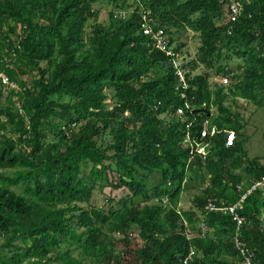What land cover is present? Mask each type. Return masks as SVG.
<instances>
[{"label":"trees","instance_id":"16d2710c","mask_svg":"<svg viewBox=\"0 0 264 264\" xmlns=\"http://www.w3.org/2000/svg\"><path fill=\"white\" fill-rule=\"evenodd\" d=\"M101 1L0 0V264H185L192 251L190 264H264V160L233 107H264V0H123L108 24ZM206 122L218 131L201 138ZM188 136L209 143L206 161H190ZM196 165L211 182L186 210ZM214 198L238 206L209 212Z\"/></svg>","mask_w":264,"mask_h":264},{"label":"rangeland","instance_id":"374dc122","mask_svg":"<svg viewBox=\"0 0 264 264\" xmlns=\"http://www.w3.org/2000/svg\"><path fill=\"white\" fill-rule=\"evenodd\" d=\"M139 2V0H129V3H136ZM123 0H102L101 2L96 4V8H99L101 10V16H100V22L104 24L109 23V14L112 10L115 8H118V5L121 4ZM92 22V21H91ZM178 43H186L185 48L183 49V56L189 60L195 58L199 52L200 48V38L199 34L195 33L194 31H184L183 34H180L177 39ZM235 61V67L237 66L238 60L234 59ZM42 65L46 67L48 64L47 62H43ZM202 70H205L204 65H200L196 72H201ZM32 76H27L29 80L33 79ZM231 81V80H230ZM5 84V83H4ZM226 84H229L228 82ZM6 87V84H5ZM57 100L60 102H70V97L68 96H62V98H59L58 96H55ZM16 99H19L16 97ZM242 101V104L236 105L233 104V107L235 109H238L241 113L242 120L246 124H248L247 127V140H246V148L249 152L250 157H261L262 160H264V107L260 109V107L249 100H246L241 97L240 99ZM233 100L227 101V104H231ZM214 111H216V108H214ZM55 122L59 123V120L56 119ZM1 134V131H0ZM106 141L108 140V144L111 143V137L107 136L104 138ZM101 141V139H100ZM104 141V140H103ZM227 166L231 167L232 160H228ZM196 165L194 169L189 170L187 179L185 180V191L182 195L181 199V206L184 207V209H189L193 205V199L194 196L201 193L203 191V188L208 186L211 182V174L209 173L208 169L203 167L199 169ZM245 167H238L234 168L235 172H242L245 174ZM112 176H114V172H109ZM25 187H19L17 188L18 192H23ZM105 193L107 196L112 195L114 197L117 196V198H121L125 195V191H115L112 190L111 187H107L105 189ZM201 225H198L197 228H200ZM200 230V229H199ZM197 230V232H199ZM136 232H139L138 228H135ZM3 239H0V243H3ZM23 245V243H21ZM64 249L66 248V244H63ZM63 249V250H64ZM232 257V256H231ZM53 264H56V261L52 262ZM24 264H28V262H25Z\"/></svg>","mask_w":264,"mask_h":264},{"label":"built area","instance_id":"2783aa9c","mask_svg":"<svg viewBox=\"0 0 264 264\" xmlns=\"http://www.w3.org/2000/svg\"><path fill=\"white\" fill-rule=\"evenodd\" d=\"M242 7H243V3H241L240 1H233L232 2L231 10H232V14H233V19H236V15L239 13V11H240V9H242ZM146 32H148L147 29H146ZM161 46H162V49L167 50V53L169 55L174 56V59L172 60V63L174 64V66L176 68L179 69L180 61H179V57L177 56L176 52L174 50L172 51L170 49H166L165 45H163L162 43H161ZM178 74L181 76V80L183 81L184 88H187V84L185 82V77H184L183 70L179 69L178 70ZM0 77L2 78L3 83H5L6 85L9 84V79H8L7 76H5L3 73H1ZM12 85L15 86V87L19 86L18 84L14 85V83ZM185 94L186 93H184V92L182 94V96L184 98L186 97ZM17 106L20 107L21 103L18 102ZM178 112L179 113H183L184 112V108L183 107L178 108ZM189 128H190V124H188V129ZM208 132H209V130L204 129L203 132H202L201 138H203L204 136L208 135ZM211 132H212V134H214L216 132V129L213 128ZM235 140H236V133L234 131H230L228 133V136H227V145L228 146L234 145L235 144ZM186 141L189 142V145L191 147V149H190V151H191V153H190V161L194 160L197 156H200L203 160L207 159L208 154H209V150H208L207 144L203 143L202 140H200V139H195V140L191 141V138L189 136L187 137ZM261 184H263V182ZM243 200H244V198L242 199V201ZM216 202H217L216 199H210L209 200V202L207 204V207H206L209 212H212V211L218 209V207L216 205ZM227 209H230L232 212H234L236 208L234 206L230 207V208H228V207L222 208V210H224V211H226ZM239 221L241 222L240 219H239ZM201 228H202V230L204 232L207 230V227H206V225L204 223L201 225ZM187 230L189 231V229H187ZM189 236L190 237L192 236V232L191 231H189ZM242 249H244V248H242ZM194 256H195V252L192 251L190 253V255L186 258L185 264H190V261L193 259ZM251 257H252V254L243 253V260L240 263H238V264H253Z\"/></svg>","mask_w":264,"mask_h":264},{"label":"clouds","instance_id":"9594fccd","mask_svg":"<svg viewBox=\"0 0 264 264\" xmlns=\"http://www.w3.org/2000/svg\"><path fill=\"white\" fill-rule=\"evenodd\" d=\"M177 56H178V55H177ZM178 57H179V56H178ZM172 64H173V63H172ZM173 65H174V64H173ZM174 67H175V66H174ZM175 68H176V67H175ZM176 70H177V68H176ZM183 73H184V72H183ZM178 75H179V74H178ZM179 76H180V75H179ZM184 77H185V74H184ZM180 79H181V76H180ZM181 82H182V84H183V81H182V80H181ZM185 82H186V79H185ZM226 82H228V81L226 80ZM186 84H187V88H188V83L186 82ZM183 85H184V84H183ZM183 87H184V86H183ZM187 88H185V89H187ZM182 94H183V93H182ZM158 106H159V105H158ZM157 109H158V108H157ZM213 128L216 129V132L218 131L216 127H213ZM213 128H212V129H213ZM204 129L209 130L208 134L214 135V134L216 133V132H215L214 134H212V132H211L212 129H209V127H208V122H206V124H205V128H204ZM204 129H203V130H204ZM202 132H203V131H202ZM226 132H227V131H226ZM234 132H235V131H234ZM206 136H207V135H206ZM206 136H204V137H206ZM204 137H203V138H204ZM202 142L205 143V144H207V147H208V150H209V154H208V157H209V155H210V148H209L210 145H209L208 142H206V141H204V140H202ZM227 146H228V145H227ZM197 157H200V156H197ZM197 157H196V158H197ZM208 157H207V158H208ZM196 158H195V159H196ZM200 158H201V157H200ZM206 160H207V159H206ZM206 160H204V161H206ZM261 183H262V182H260L258 185H261V186H262L263 184H261ZM255 187H256V186H255ZM214 199L217 200L216 205H217L218 209H216V210H222V208H226V207H221V206H219V204H218V203H219V200H218L217 198H214ZM209 200H210V199H209ZM222 211H224V210H222Z\"/></svg>","mask_w":264,"mask_h":264},{"label":"bare ground","instance_id":"6f19581e","mask_svg":"<svg viewBox=\"0 0 264 264\" xmlns=\"http://www.w3.org/2000/svg\"><path fill=\"white\" fill-rule=\"evenodd\" d=\"M239 204H240V203H239ZM237 206H238V204H235V205H234L235 208H237ZM230 207H233V206H230ZM230 207L228 206V208H230Z\"/></svg>","mask_w":264,"mask_h":264}]
</instances>
